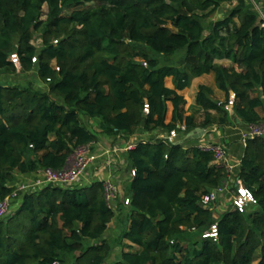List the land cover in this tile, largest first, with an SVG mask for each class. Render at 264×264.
Instances as JSON below:
<instances>
[{"label": "trees", "instance_id": "trees-1", "mask_svg": "<svg viewBox=\"0 0 264 264\" xmlns=\"http://www.w3.org/2000/svg\"><path fill=\"white\" fill-rule=\"evenodd\" d=\"M236 2V3H235ZM235 3V4H234ZM225 4L228 14L211 20ZM258 0H0V74L37 69L48 89L0 84V201L18 174L64 168L101 133L129 138L140 129L188 134L229 120H264V21ZM41 32L42 46L34 44ZM184 53L181 64L164 60ZM36 57V62L33 58ZM232 63L226 66L220 61ZM213 74L224 100L200 85L204 120L186 115L194 78ZM171 77L173 88L166 85ZM172 105V117L166 122ZM146 105L148 106L146 111ZM168 139H140L127 151L132 175L127 216L116 245L107 230L104 182L79 188L49 184L23 192L0 217V264H264V136L246 141L234 173L257 203L231 205L217 220L201 198L228 180L214 153ZM235 188V186L233 187ZM216 224L217 237H203ZM194 231L199 238L190 239ZM116 242V241H115Z\"/></svg>", "mask_w": 264, "mask_h": 264}, {"label": "crops", "instance_id": "crops-1", "mask_svg": "<svg viewBox=\"0 0 264 264\" xmlns=\"http://www.w3.org/2000/svg\"><path fill=\"white\" fill-rule=\"evenodd\" d=\"M236 3V2H235ZM234 3V4H235ZM263 2H259L260 6ZM258 6V5H257ZM226 66L232 65L230 61L222 60L220 61ZM169 80L170 84L167 83ZM166 85L170 88H173V80L171 77L166 79ZM200 85H208L214 91V97L219 99L220 101L224 100V93L218 89L216 85V81L213 74H205L199 77H196L192 80L191 85L181 91L180 93L185 97L186 104L184 106V111L186 115L196 114L197 121L201 122L204 120L203 113L200 111L199 107L196 104V94L198 91V87ZM189 93V95H187ZM229 120L226 124L218 125L216 121L208 127H201L197 126L192 131L201 128L204 131L198 133L197 136L189 137V141L186 142V145H202L207 143H218L222 144L227 149V154L229 158L235 161H241L242 157L244 156L245 151V144L242 141L241 134L249 130L250 125L243 123L235 114L234 112L229 113ZM172 117V105L169 103V111L167 115L166 122H169ZM84 118V117H83ZM87 121L95 126L92 131L97 133L98 139L95 143L90 144V152L96 156L94 162L90 165L87 173L80 179V181L75 185L79 188L87 187L92 185L94 182L97 181H105V180H112L117 188V197H118V204H121V208L124 211H128L129 207L125 206V199L130 196L129 188L130 183L132 180V173L130 168V163L128 159L127 151L122 150L116 154L107 155L106 152L109 149H114L117 147H124V145L128 142L136 143L140 139L137 138L138 132L137 131L134 135H131L129 138L123 136H109L106 134L101 133L99 128V120L98 119H89ZM88 125V124H87ZM182 128V126H181ZM183 129V128H182ZM191 131V132H192ZM145 132V131H144ZM189 132L186 136L188 138ZM147 135H152L153 138H159L161 136L164 137L167 132L162 130H156L154 132H145ZM141 138V136H139ZM145 139V138H141ZM180 143V141H178ZM233 185L235 188H233ZM236 182L233 180L232 176L228 177L227 182L223 185V192L220 194V197L212 203V208H214L213 215H215L214 219L217 220L220 215L227 210L232 205L233 193L237 188ZM117 204V206H118ZM218 208V210H215ZM116 218L110 224L107 230V236H111L112 233L115 232L117 228ZM115 229V230H114ZM118 229L120 227L118 226ZM120 253L117 254L116 259H119ZM112 263V262H110Z\"/></svg>", "mask_w": 264, "mask_h": 264}, {"label": "built area", "instance_id": "built-area-1", "mask_svg": "<svg viewBox=\"0 0 264 264\" xmlns=\"http://www.w3.org/2000/svg\"><path fill=\"white\" fill-rule=\"evenodd\" d=\"M257 8V11L260 14V18L264 21V6H255ZM11 59L13 63L16 65H20V60L17 54H12ZM36 57L33 58V62H36ZM234 102V96L231 97L230 103L228 108L233 105ZM146 105V111H148ZM183 129H185V126H182ZM176 130H172L171 132L166 133V135L161 136L163 138L168 139L170 142L178 143L175 141V137L177 135ZM254 136H264V120L260 124L256 125H250V128L248 131L243 132L241 134V138L243 143L246 145V141L248 138L254 137ZM136 144V143H135ZM132 142H128L124 145V147H117L114 149L107 150L106 154H116L118 152H121L122 150L128 151L131 149L134 145ZM203 149L211 150L214 153L215 161L219 164H222L226 168L227 176L233 178V180L238 185L235 192L237 195L233 196L232 199V205L236 208H238L241 212L245 210V208L249 205H255L257 203L253 193L244 187L242 183L235 179L234 173L238 166L240 165V161H235L231 158H229L227 154V149L224 145L218 144V143H207L198 145ZM75 157L73 160V164H68L58 170H54L51 168H44L38 171L37 174L38 178L34 183V188H42L44 186H47L49 184L52 185H58L63 187H72L75 186L80 179L87 173L90 165L94 162L96 159V156L94 154H91L89 145L84 146L81 148H78L76 152L74 153ZM73 157V156H72ZM71 157V158H72ZM70 158V159H71ZM70 161V160H69ZM132 175H135V171H131ZM234 187V185H233ZM104 189L106 194L107 202L110 206L113 208L117 207L118 197H117V188L112 180H105L104 181ZM29 187L26 185H21L20 187L16 188L13 193H11L8 197L0 201V217H3L6 215L8 210L10 209L12 202L17 200L20 195L23 192L29 191ZM223 192V188L220 187L218 189H215L211 191L210 193L206 194L201 198V204L204 206H210L214 201H216L220 194ZM125 205H129L130 199L127 197L124 201ZM218 231L216 224H213L211 226V229L209 231H206L203 234V237L211 236V237H217Z\"/></svg>", "mask_w": 264, "mask_h": 264}, {"label": "rangeland", "instance_id": "rangeland-1", "mask_svg": "<svg viewBox=\"0 0 264 264\" xmlns=\"http://www.w3.org/2000/svg\"><path fill=\"white\" fill-rule=\"evenodd\" d=\"M258 1L259 2H263L261 4V6L263 7L264 6V0H258ZM231 6H232L231 4H225L220 9L219 13L215 14L214 17L211 20H207L205 22V25L208 26L211 21H213L215 19L222 18L225 15H227L229 10L231 9ZM258 14H259V12H258ZM259 17H260V14H259ZM34 44L39 49L42 46L41 32H39V31L35 33ZM183 56H184V53L181 52V53H178L177 55H175V56H173L171 58L165 59L164 62L165 63H170V64H181L180 62L182 61ZM17 67H18V71L16 73H13V74H0V84H3V85H12V84L29 85L30 84V85H33V86H36V87H41L42 89H48L49 83L48 82L45 83V82H42V81L39 80V78L37 76V69L36 68H34L30 72H24V71H22V69H20V65H17ZM167 83L170 84L169 80L167 81ZM187 95H189V93ZM226 109L229 112L233 111L232 110V106H230L229 108H228V106H226ZM84 120H85V123L88 124L89 127L94 129L95 126L91 125L87 121V118L84 117ZM138 135L141 136V138L143 137L145 139L153 138L152 135L149 136V135H147V133H145L142 130L140 132H138ZM139 136H137V138L141 139V138H139ZM186 136H187V134L185 133L184 129H182L181 131H178V133H177V135L175 137V141L176 142H178V141L184 142V141L189 139V137L186 138ZM74 157H75V155H73V157L70 159L69 165L73 164ZM37 178H38V175L35 174V173L34 174H28V175L18 174L15 177V181H14L13 185L16 188L20 187L21 185H26V186L29 187V189H33L35 187L34 183L37 180ZM233 195L235 196V195H237V193L234 192ZM12 205H13V207H15L17 205L16 200L14 202H12ZM118 205H121V204H118ZM214 208L215 207L212 208L213 211H214ZM215 210H218V208H216ZM127 213H128V211L122 210V213H119V214L116 215V223L119 224V225H117L116 230L114 229L115 232L112 233L111 236L109 237L110 240L114 243V245L117 244L118 236H120V233L122 232L121 230L118 229V226L120 227V229H122L121 228V226H122L121 223H123V222H121V221L126 218ZM214 216L215 215H213V219L216 217V216L215 217ZM188 237L190 239H194V238H199V235L197 233H195L194 231H192V233H188ZM120 251H121V246L117 245L114 248V252L111 255V257L109 258L107 264H110V262H113L116 259L117 254L120 253ZM78 254L79 253L66 254L65 255L66 263L67 264H73L75 259H76V256ZM257 262H258V259L255 261L254 264H257Z\"/></svg>", "mask_w": 264, "mask_h": 264}, {"label": "water", "instance_id": "water-1", "mask_svg": "<svg viewBox=\"0 0 264 264\" xmlns=\"http://www.w3.org/2000/svg\"><path fill=\"white\" fill-rule=\"evenodd\" d=\"M201 131H204L203 129H201V128H198V129H196V130H194V131H192L190 134H189V136L188 137H193V136H197V134L198 133H201Z\"/></svg>", "mask_w": 264, "mask_h": 264}]
</instances>
